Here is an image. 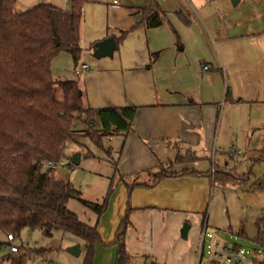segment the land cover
I'll use <instances>...</instances> for the list:
<instances>
[{
	"label": "crops",
	"instance_id": "obj_1",
	"mask_svg": "<svg viewBox=\"0 0 264 264\" xmlns=\"http://www.w3.org/2000/svg\"><path fill=\"white\" fill-rule=\"evenodd\" d=\"M155 1L163 24L132 31L116 60L94 66L88 106L135 112L125 132L105 138L113 167L105 196L111 192L104 213L82 221L100 238L90 264H116L124 220L127 264H196L212 222L216 175L237 174L234 158L264 148V1L254 0L261 7L250 10V0L242 10L243 0L235 7L230 0H176L175 8ZM143 5L112 11L117 36L104 39L138 22Z\"/></svg>",
	"mask_w": 264,
	"mask_h": 264
},
{
	"label": "trees",
	"instance_id": "obj_2",
	"mask_svg": "<svg viewBox=\"0 0 264 264\" xmlns=\"http://www.w3.org/2000/svg\"><path fill=\"white\" fill-rule=\"evenodd\" d=\"M66 2L68 10L41 3L18 12L16 0H0V233L4 239L7 235L19 238L24 229L38 231L47 238L57 231L69 234L73 243L81 244L84 264H90V253L100 240L99 234L95 226L80 221L68 209V203L75 200L99 217L111 191L101 203L89 202L71 183L41 173L39 166L61 161L68 144L76 142L79 136L102 149L103 139L128 129L135 109L86 108L76 81L53 80L51 63L58 53H68L75 63L82 53L80 24L87 0ZM138 12L139 21L114 38L117 46L132 31L155 29L164 22L165 15L155 0H144ZM76 119L87 123L88 130L73 131ZM245 178L226 172L216 175L215 181L221 186H247ZM251 189L263 190L264 182ZM262 223V218L256 222L255 242L263 250L264 259ZM125 226L126 220L114 241L116 264L128 263ZM9 246L0 239V248ZM22 249L18 246L17 253H10V264L25 263L27 254L21 253Z\"/></svg>",
	"mask_w": 264,
	"mask_h": 264
},
{
	"label": "rangeland",
	"instance_id": "obj_3",
	"mask_svg": "<svg viewBox=\"0 0 264 264\" xmlns=\"http://www.w3.org/2000/svg\"><path fill=\"white\" fill-rule=\"evenodd\" d=\"M21 1L25 2L26 5L21 8L19 0L15 7L18 12L27 11L41 3H48L62 10H68L66 0ZM113 1L87 0L83 6L80 24L79 45L82 53L79 60L75 63L68 53L60 52L53 58L51 63L53 80L57 82L76 81L79 90L82 92L83 106L86 108H90L88 106L89 92L92 86L95 85L93 80L98 74V69L94 70V66L103 67L102 65L109 64L117 58V53L113 57L101 59H96L93 56V46L102 41L106 35L116 31L115 23L117 19L111 15L112 11L116 12L123 9L122 6L124 7V5L136 6L142 5L144 2V0L137 2L118 0V5H113ZM159 2L171 8H175L177 5L176 0H159ZM255 2L254 0L249 1L250 8L248 10L256 9L258 4H253ZM245 3L246 0H243L239 10H242ZM258 7L260 9L261 5H258ZM113 35H116V33ZM82 63L86 64L88 70L81 77H78L76 72ZM56 96L60 99V92L57 88ZM96 123L98 124V121ZM72 130L75 132L86 131L88 125L84 121L76 119L72 124ZM258 141L259 136L253 139L255 144L259 143ZM93 145L87 142V138L80 136L76 142L69 143L65 157L60 161L63 163V167L57 166L52 175L60 181L71 183L81 193L83 199L98 204L102 202L112 181L113 167L105 157L104 151L108 146L106 139L102 140V149ZM76 154L80 155V163L78 166H71V158ZM262 155H264V148L259 153H252L245 156V158H234L237 175L241 178L246 176L247 186H241V184L213 185L209 199V208L213 213L212 222L210 221L208 225V234L213 236L214 239L205 238L204 240L202 264H209L210 262L208 247L212 242L219 245H237L241 247L247 253L246 259L248 261L258 258L263 259L261 256L263 250L255 242V239L257 235L256 222L259 218L263 219L262 224L264 227V189L260 191L251 189L256 183L264 182V157ZM232 178L234 177L232 176ZM68 209L84 222L86 217L92 214L91 211L75 200L69 201ZM239 230H242L245 234L243 236L236 235ZM1 238L4 237L0 233ZM70 238L69 234L60 231L54 232L51 238H47L38 231L30 232L24 229L20 233V237L16 238L14 244L16 246L22 245L23 251L21 253L27 254L24 264H84V255L75 258L66 252L67 245L70 244ZM256 252H259L258 257L255 256ZM10 263L9 247L0 248V264Z\"/></svg>",
	"mask_w": 264,
	"mask_h": 264
},
{
	"label": "built area",
	"instance_id": "obj_4",
	"mask_svg": "<svg viewBox=\"0 0 264 264\" xmlns=\"http://www.w3.org/2000/svg\"><path fill=\"white\" fill-rule=\"evenodd\" d=\"M135 1V0H133ZM118 0L113 1V5H117ZM204 70H207V67H203ZM88 70V67L85 63H82L76 72V76L81 77V75ZM57 166L63 167L62 162H44L39 166V171L43 174H52ZM72 166V164H71ZM205 238L212 239L210 234H206V230L203 232V240L201 242V247L198 251V259L196 264H201L203 258V245ZM16 237L13 235H7L5 241L10 244L9 252L17 253L18 246L15 243ZM22 246V245H21ZM246 252L241 247H236L235 245H219L215 242H212L208 247V256L210 259L209 264H255V261H260L264 264V259H254L248 261L246 259ZM259 252L255 253V256L258 257Z\"/></svg>",
	"mask_w": 264,
	"mask_h": 264
},
{
	"label": "water",
	"instance_id": "obj_5",
	"mask_svg": "<svg viewBox=\"0 0 264 264\" xmlns=\"http://www.w3.org/2000/svg\"><path fill=\"white\" fill-rule=\"evenodd\" d=\"M233 7L237 5L239 0H230ZM117 45L115 43L114 38L109 37L107 39H104L100 42H97L93 46V56L96 59L106 58V57H112L113 53L116 51ZM80 163V155L76 154L71 158V164L74 166H78ZM189 224L185 223L183 224L181 230H180V237L182 239L187 238V234L189 231ZM66 252L75 257L78 258L81 254V246L79 243L74 244L66 249Z\"/></svg>",
	"mask_w": 264,
	"mask_h": 264
}]
</instances>
